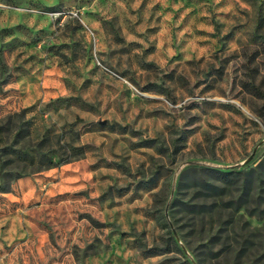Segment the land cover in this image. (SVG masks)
Here are the masks:
<instances>
[{
  "label": "rangeland",
  "instance_id": "rangeland-1",
  "mask_svg": "<svg viewBox=\"0 0 264 264\" xmlns=\"http://www.w3.org/2000/svg\"><path fill=\"white\" fill-rule=\"evenodd\" d=\"M8 117L83 152L0 191V264H264V217L204 213L212 253L171 224L183 170L264 159V0H0ZM259 172L227 197L264 207Z\"/></svg>",
  "mask_w": 264,
  "mask_h": 264
},
{
  "label": "trees",
  "instance_id": "trees-1",
  "mask_svg": "<svg viewBox=\"0 0 264 264\" xmlns=\"http://www.w3.org/2000/svg\"><path fill=\"white\" fill-rule=\"evenodd\" d=\"M21 113L17 114L19 120ZM8 120L7 123L0 120V191H9L11 183L23 175L37 173L60 162L79 158L83 152L81 146L70 144L67 148L68 152L60 153L59 148L62 146L58 141H53L55 135L51 134L35 140L24 139V136L19 138L23 130L22 124L14 123L10 126L11 117H8ZM262 168H264V159L246 171L220 172L215 169L196 167L183 170L175 194V204L177 210L182 212L183 218H174L171 224L181 236L187 249L192 251L194 247L204 246L209 253H212L214 245L220 239L213 232L209 231L206 235L201 232L204 225L199 217H205L204 213L211 218L209 229L222 224L224 222L221 218L222 211L227 208L233 211V206L234 210L243 208L247 215L264 217V207H261L259 199L254 200L253 205H243L237 203L240 195L233 198L225 194L226 189L230 188L232 183L237 184L242 191L248 188L255 179L261 181L259 171ZM215 174H220V178L215 177L220 179V183L214 181ZM241 176L243 178L239 179ZM212 217H217V221H214ZM168 232L171 233L172 228L168 229ZM227 240L228 238L220 243H226ZM241 241V244L245 245L247 239L242 238ZM230 253L229 251L224 252L225 255ZM256 254L249 257V264H258L261 257L258 253Z\"/></svg>",
  "mask_w": 264,
  "mask_h": 264
},
{
  "label": "water",
  "instance_id": "water-1",
  "mask_svg": "<svg viewBox=\"0 0 264 264\" xmlns=\"http://www.w3.org/2000/svg\"><path fill=\"white\" fill-rule=\"evenodd\" d=\"M251 156H252V154L249 156V158L248 159H250L251 158ZM170 226H171V224H170ZM172 228V227H171ZM172 231L174 232V229L172 228Z\"/></svg>",
  "mask_w": 264,
  "mask_h": 264
}]
</instances>
